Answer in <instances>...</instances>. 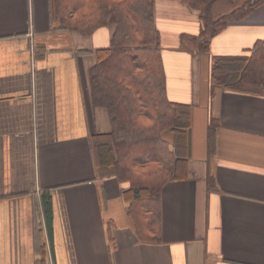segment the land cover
Returning <instances> with one entry per match:
<instances>
[{
  "label": "crops",
  "instance_id": "crops-1",
  "mask_svg": "<svg viewBox=\"0 0 264 264\" xmlns=\"http://www.w3.org/2000/svg\"><path fill=\"white\" fill-rule=\"evenodd\" d=\"M154 4L167 97L189 125L181 153L164 133L185 167L148 214L94 155L112 123L90 70L115 26L83 36L50 0H0V264H264V88L214 75L215 58L264 40V11L199 38V10Z\"/></svg>",
  "mask_w": 264,
  "mask_h": 264
},
{
  "label": "trees",
  "instance_id": "trees-1",
  "mask_svg": "<svg viewBox=\"0 0 264 264\" xmlns=\"http://www.w3.org/2000/svg\"><path fill=\"white\" fill-rule=\"evenodd\" d=\"M184 2L200 11L203 28L199 38H211L228 22H239L258 10L264 11V0ZM50 10L60 28L83 36H91L110 24L115 26L110 47L96 52L97 62L90 70L93 104L107 108L112 123L109 135L96 138L94 155L98 166L111 167L121 180H130V195L134 201L141 200L148 213L152 206L159 205L161 187L179 178L185 167V159L170 150L164 133L177 132L175 143L180 152L182 131L189 125L185 120L187 109L167 97L154 0H50ZM208 42H204L206 48ZM228 68L230 76L225 83L235 88L250 83L263 90L264 40L251 49L245 60L215 58V76ZM144 200L149 203L144 204Z\"/></svg>",
  "mask_w": 264,
  "mask_h": 264
},
{
  "label": "rangeland",
  "instance_id": "rangeland-1",
  "mask_svg": "<svg viewBox=\"0 0 264 264\" xmlns=\"http://www.w3.org/2000/svg\"><path fill=\"white\" fill-rule=\"evenodd\" d=\"M154 10H155V4H154Z\"/></svg>",
  "mask_w": 264,
  "mask_h": 264
}]
</instances>
